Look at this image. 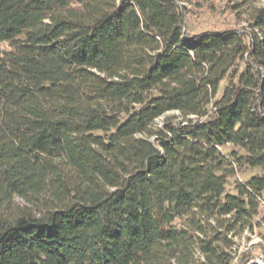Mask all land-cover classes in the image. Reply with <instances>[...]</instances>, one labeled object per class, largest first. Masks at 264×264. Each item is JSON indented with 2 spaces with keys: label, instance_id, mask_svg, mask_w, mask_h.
I'll return each instance as SVG.
<instances>
[{
  "label": "trees",
  "instance_id": "obj_1",
  "mask_svg": "<svg viewBox=\"0 0 264 264\" xmlns=\"http://www.w3.org/2000/svg\"><path fill=\"white\" fill-rule=\"evenodd\" d=\"M187 1L0 0V264H236L264 192V37L188 36Z\"/></svg>",
  "mask_w": 264,
  "mask_h": 264
},
{
  "label": "rangeland",
  "instance_id": "obj_2",
  "mask_svg": "<svg viewBox=\"0 0 264 264\" xmlns=\"http://www.w3.org/2000/svg\"><path fill=\"white\" fill-rule=\"evenodd\" d=\"M264 7V0H190L181 2L180 8L184 12L185 27L188 36H195L203 33H220L226 30H237L245 33V42L250 45L251 36L254 32L260 39L264 35L255 27L253 18L258 10ZM226 83L223 85L225 86ZM224 88V87H223ZM221 96V93L217 98ZM177 115L175 120L182 123L178 113H168L155 121L156 129L163 128L167 120ZM230 149L228 147L225 152ZM259 169L245 167L237 176L232 179L228 187V193L236 196V187L247 182L254 176L260 175ZM259 207V215L254 221L253 230H247L241 236L235 238V252L237 264L242 255L249 253L255 259L264 258V192L262 193ZM181 220L178 221L180 225Z\"/></svg>",
  "mask_w": 264,
  "mask_h": 264
},
{
  "label": "built area",
  "instance_id": "obj_3",
  "mask_svg": "<svg viewBox=\"0 0 264 264\" xmlns=\"http://www.w3.org/2000/svg\"><path fill=\"white\" fill-rule=\"evenodd\" d=\"M250 263L264 264V258H263V257H259V258L252 259V260L250 261Z\"/></svg>",
  "mask_w": 264,
  "mask_h": 264
}]
</instances>
